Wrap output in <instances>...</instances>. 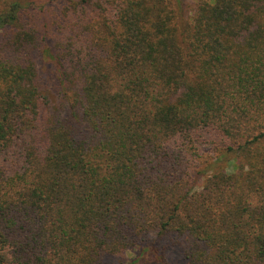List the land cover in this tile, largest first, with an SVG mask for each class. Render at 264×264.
Wrapping results in <instances>:
<instances>
[{
  "label": "trees",
  "instance_id": "trees-1",
  "mask_svg": "<svg viewBox=\"0 0 264 264\" xmlns=\"http://www.w3.org/2000/svg\"><path fill=\"white\" fill-rule=\"evenodd\" d=\"M26 2L0 0V264H264V0L184 25L180 0H65L56 45Z\"/></svg>",
  "mask_w": 264,
  "mask_h": 264
},
{
  "label": "rangeland",
  "instance_id": "rangeland-1",
  "mask_svg": "<svg viewBox=\"0 0 264 264\" xmlns=\"http://www.w3.org/2000/svg\"><path fill=\"white\" fill-rule=\"evenodd\" d=\"M37 1V5L35 6H42V8L39 7H34L32 5H30V7H26L27 6V2L24 5V11H26L27 19H24V28H26L28 31H33L36 30L33 26L35 25L38 28V24L40 29L42 30L41 35H43V28H45L43 26V23L45 22L46 19V11L50 12V15L53 17L51 23L49 24V30L47 32V39L48 41L54 43L56 45V40L57 41H62V39H64L65 37H69V35H67L68 33L67 30H69V25L68 22L70 20V18L68 17L69 15H65L64 11H65V0L62 1H53L50 2L49 0H36ZM113 1V0H112ZM181 1V9L179 11V20L181 22V24H186L189 23L190 18L192 17V13H193V9L194 6L196 4H198V0H180ZM32 8V9H30ZM25 13V12H24ZM58 21V22H57ZM55 22V23H53ZM30 25V26H29ZM2 34V32H0V35ZM48 60L45 61V64L47 66V72H48V78H50V80L52 79L51 77V66L49 64V62H47ZM39 65H41V62L39 61ZM54 87V86H52ZM211 147L209 146H205L203 148L204 152L210 156H212V160L209 159V162H213L215 160L214 155L212 154L211 151ZM227 161H225L224 163H222L223 167H226V169L228 171L232 170V165L233 163L236 162L235 160V155L233 154H228L225 158ZM206 164V163H205ZM208 166V165H206ZM195 190L200 189V185H195L194 187ZM182 251H183V244H179L176 247H173L170 251V253L167 256V260L163 261L161 259H159L158 257H156L154 255L153 258H151L150 262H152L153 264H183L184 260H183V256H182ZM133 257V253H129L128 258ZM143 264H147L145 261L143 262Z\"/></svg>",
  "mask_w": 264,
  "mask_h": 264
}]
</instances>
